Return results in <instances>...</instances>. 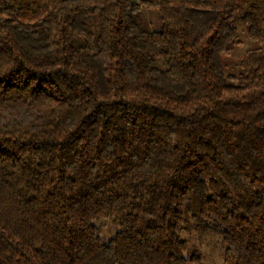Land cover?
Returning <instances> with one entry per match:
<instances>
[{"label": "trees", "instance_id": "1", "mask_svg": "<svg viewBox=\"0 0 264 264\" xmlns=\"http://www.w3.org/2000/svg\"><path fill=\"white\" fill-rule=\"evenodd\" d=\"M191 228L264 264V0H0V264H201Z\"/></svg>", "mask_w": 264, "mask_h": 264}, {"label": "rangeland", "instance_id": "2", "mask_svg": "<svg viewBox=\"0 0 264 264\" xmlns=\"http://www.w3.org/2000/svg\"><path fill=\"white\" fill-rule=\"evenodd\" d=\"M141 1V0H139ZM145 20L149 23L152 31L159 30L161 27L160 15L156 11L145 10ZM240 38L238 44L232 48L231 52L225 57V72L227 76H236L239 73V63L245 54L261 45L253 42L250 38L246 27L239 26ZM102 235L109 240L115 230L107 221L99 223ZM183 238L188 242L189 251L187 256L200 255L201 264H224L225 244L223 240L216 234H204L194 229H189L183 233Z\"/></svg>", "mask_w": 264, "mask_h": 264}]
</instances>
